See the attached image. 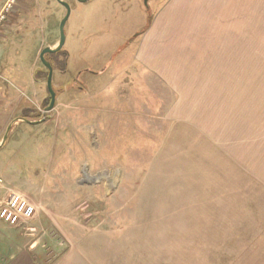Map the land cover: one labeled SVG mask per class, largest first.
<instances>
[{"label":"rangeland","instance_id":"1","mask_svg":"<svg viewBox=\"0 0 264 264\" xmlns=\"http://www.w3.org/2000/svg\"><path fill=\"white\" fill-rule=\"evenodd\" d=\"M65 1L71 14L63 53L51 57V111L40 53L59 42L66 8L58 0H19L0 32V144L11 124L0 148V206L16 194L35 209L18 225L0 219V264H143L149 252H163L159 264H224L225 252L256 234L238 220L264 217V197L255 190L262 210L227 212L207 196L224 190V167L236 177L229 182L239 185L240 174L232 169L233 131L203 127L228 115L225 99L214 107L226 84L213 75L245 74L232 94L264 92V0L194 5L190 25L216 28L205 39L224 47L206 56L214 63L196 84L205 93L183 80L174 89L143 63L141 34L171 0ZM218 26L238 31L227 35ZM255 75L260 81L251 83ZM209 203L221 210H208ZM223 220L230 226L217 225Z\"/></svg>","mask_w":264,"mask_h":264},{"label":"crops","instance_id":"2","mask_svg":"<svg viewBox=\"0 0 264 264\" xmlns=\"http://www.w3.org/2000/svg\"><path fill=\"white\" fill-rule=\"evenodd\" d=\"M247 1L260 0H171L160 15L156 13L154 17H152L149 27L141 34L143 43L140 49L146 54L145 57H147L148 52V57H144L143 59L144 65H148L153 68L156 73L162 74L164 80H166L167 83L169 82L174 89H180L178 82L183 80L182 82L192 83L194 86L192 88H199L198 92L202 90L205 93V87L203 86V89L201 88L202 85L196 86V84L200 83L199 79L205 82L207 76H209L206 75V68L211 66L209 62H211L212 59L206 58V56L208 52L213 53L215 56V50L224 49V47L215 46V43L213 44L208 40L210 38L205 39L208 35L213 39L217 34V32H215L216 28L212 26L209 29L207 27L198 28L197 26L190 25L192 24L191 15L194 5L203 3L204 5L202 8L206 9L207 7L205 4L207 3ZM181 16L184 18L183 20ZM5 26L6 24L3 27ZM217 30H224L227 35H231L232 32L231 28L226 26H218ZM236 31L238 30L232 33L235 34ZM223 32H219L218 34H225ZM235 48L237 50L241 49L240 47ZM229 49L230 48L227 47L226 50ZM222 61L224 60L221 58L219 63ZM212 63H214V60ZM221 64L223 67L225 66L223 63ZM243 75L244 78L243 76H235L236 78L233 80L228 78L227 75L222 76V78L215 77V75L212 76L211 81L217 83L223 82L226 84V89L222 88L221 92L217 91L216 88L214 89L217 93L223 94V97L221 96L220 98L214 99L216 100L214 101V107H221V102L217 99H225V101L222 102L221 108L228 115L225 118L224 116L218 118L222 122L216 120L207 123L206 126L204 125L203 127V130H210L213 127V130L218 132L222 129H225L224 131L232 130L233 137L231 140L234 139L232 142L238 147V153L230 156H232L234 161L238 164V167L233 166L232 169L235 170L233 174H240L239 178H237L240 184L237 185V183L230 181L232 183L231 189L229 188V180L231 178L235 180L236 177L233 178V176H231L229 178L227 176L229 174L227 167H224V190L214 189L211 191L208 190L207 192V196H213V199L215 198L218 201L222 200L221 209L227 212L230 210L258 211L260 209L262 210V208L264 210V204L260 202L258 196L259 193L255 192L256 189L261 190V195L264 197V92L236 89V92L232 94L230 90L232 83H235L238 88H240V83L247 81L246 75ZM181 77L186 78L187 81H184ZM250 80L251 83H256L260 81V76L255 75L254 78ZM214 93L215 92L211 95ZM211 95L208 96V99ZM232 104H234L233 107ZM227 107L230 113L224 109ZM225 145L227 151L230 144L224 143V146ZM232 164L234 165V163ZM231 198L233 204H231ZM260 204H263L262 208ZM207 209L216 210L220 209V207H216L213 203H209ZM238 221V225L240 226H256L258 229L256 234L250 236L240 249L233 252H225L223 256L225 260L224 264H264V217L244 220L239 218ZM206 225L210 226L211 224L207 223ZM217 225L221 227L230 226L225 220H223L221 224L217 222ZM234 236L238 237V235ZM221 237L225 242L228 236L224 234ZM240 239H242L241 236ZM4 249L5 248H3V250ZM144 255L145 256L142 257L143 264H159L160 259L165 258L163 252L158 253V256L150 252L144 253ZM172 256L175 259L183 258L182 251L176 252ZM190 258L198 259V253L193 254V252H190ZM147 259L149 261H147Z\"/></svg>","mask_w":264,"mask_h":264},{"label":"built area","instance_id":"3","mask_svg":"<svg viewBox=\"0 0 264 264\" xmlns=\"http://www.w3.org/2000/svg\"><path fill=\"white\" fill-rule=\"evenodd\" d=\"M19 0H0V32L6 22L14 14ZM3 179L0 178V186ZM35 214L34 207L20 196L13 194L0 206V219L10 225H18L21 222L31 220Z\"/></svg>","mask_w":264,"mask_h":264},{"label":"water","instance_id":"4","mask_svg":"<svg viewBox=\"0 0 264 264\" xmlns=\"http://www.w3.org/2000/svg\"><path fill=\"white\" fill-rule=\"evenodd\" d=\"M58 1L66 8V14L62 18V20L60 22V26H59V29H60L59 42L57 43V45L55 47L47 46V47L43 48L41 53H40L41 62L48 69L47 89H48L50 96H51V101H50V104L46 107V111H51L55 107L56 98H57V92H56V90L54 88V84H53L54 67L52 66V63L46 58V55L49 53H56V52L60 51L61 49H63V47L65 45V41H66L65 27H66V24L69 20L70 14H71V6L68 2L65 0H58ZM79 1L80 2H87L89 0H79ZM23 120H25L27 122H32L30 120H26L25 118H23ZM10 128H11V124L7 128L6 135L4 136V138L0 144V148L5 145V143L8 139V134L10 132Z\"/></svg>","mask_w":264,"mask_h":264},{"label":"trees","instance_id":"5","mask_svg":"<svg viewBox=\"0 0 264 264\" xmlns=\"http://www.w3.org/2000/svg\"><path fill=\"white\" fill-rule=\"evenodd\" d=\"M62 52H63V49H61L60 51H58L56 53H49L46 55L47 59L52 63L53 67H54V63H53V61H52L53 59H51V57L55 58V57H57V55L61 54ZM65 63H66V61L64 62V65H65ZM47 77H48V71L46 73V78ZM50 98H49V101H50ZM24 118L29 119L28 117H24Z\"/></svg>","mask_w":264,"mask_h":264},{"label":"flooded vegetation","instance_id":"6","mask_svg":"<svg viewBox=\"0 0 264 264\" xmlns=\"http://www.w3.org/2000/svg\"><path fill=\"white\" fill-rule=\"evenodd\" d=\"M63 53V52H62ZM47 58V57H46ZM53 66V65H52ZM51 97V96H50ZM50 101H51V98H50ZM50 104V103H49Z\"/></svg>","mask_w":264,"mask_h":264}]
</instances>
